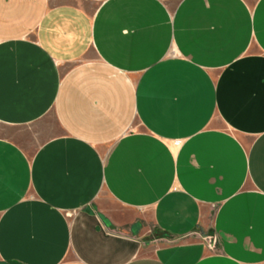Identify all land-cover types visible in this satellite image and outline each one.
I'll return each instance as SVG.
<instances>
[{
  "label": "crops",
  "instance_id": "crops-1",
  "mask_svg": "<svg viewBox=\"0 0 264 264\" xmlns=\"http://www.w3.org/2000/svg\"><path fill=\"white\" fill-rule=\"evenodd\" d=\"M0 125V264H264V0H0Z\"/></svg>",
  "mask_w": 264,
  "mask_h": 264
},
{
  "label": "rangeland",
  "instance_id": "rangeland-1",
  "mask_svg": "<svg viewBox=\"0 0 264 264\" xmlns=\"http://www.w3.org/2000/svg\"><path fill=\"white\" fill-rule=\"evenodd\" d=\"M47 124L48 123L46 122V125ZM49 124L51 125V123H49ZM18 128H15L14 126H2V125H0V134L2 136L12 137L15 139V141L21 142L22 141L21 135H20L19 131H16V130H18Z\"/></svg>",
  "mask_w": 264,
  "mask_h": 264
},
{
  "label": "built area",
  "instance_id": "built-area-1",
  "mask_svg": "<svg viewBox=\"0 0 264 264\" xmlns=\"http://www.w3.org/2000/svg\"><path fill=\"white\" fill-rule=\"evenodd\" d=\"M201 239L203 240L205 247L208 249L213 248L215 242V236L213 234L209 233L208 235H202Z\"/></svg>",
  "mask_w": 264,
  "mask_h": 264
}]
</instances>
